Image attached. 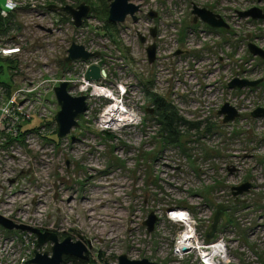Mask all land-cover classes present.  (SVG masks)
Listing matches in <instances>:
<instances>
[{"label":"rangeland","instance_id":"1","mask_svg":"<svg viewBox=\"0 0 264 264\" xmlns=\"http://www.w3.org/2000/svg\"><path fill=\"white\" fill-rule=\"evenodd\" d=\"M130 1L142 6L137 20L128 16L112 27L104 12L109 0H28L23 13L10 18L12 29L0 32L3 44L22 43L26 49L18 76L27 87L42 82L36 96L49 108L45 124L38 117L25 123V131H34L0 126V213L61 240L83 237L95 264L117 263L123 254L190 264L173 253L181 227L167 219V210L189 208L196 219L212 221L224 203L229 207L219 227L236 253L233 264H264V116L253 115L264 108V58L249 49L253 43L264 50V18L239 15L253 7L264 11V0ZM83 2L92 11L82 27L48 8ZM195 6L219 14L229 26L195 20ZM151 11L158 16L150 17ZM48 16L58 22L50 25ZM155 27L158 35L152 37ZM73 42L100 52L91 61L108 71L109 87L127 85L139 114L135 125L100 130L106 101L90 97L80 126L59 137L54 83L68 73L65 59ZM153 43L156 60L150 63L146 50ZM194 48L200 53L192 54ZM10 61L0 59L7 73L16 64L15 58ZM75 74L79 78L78 69ZM236 78L261 82L230 87ZM2 80L10 81L9 73ZM69 92L80 94L75 85ZM156 98L173 105L184 120L176 143L154 115ZM226 103L239 116L225 123L219 111ZM244 183L251 189L234 196L232 188ZM88 203L94 207H85ZM151 213L159 216L153 232L144 224Z\"/></svg>","mask_w":264,"mask_h":264},{"label":"built area","instance_id":"2","mask_svg":"<svg viewBox=\"0 0 264 264\" xmlns=\"http://www.w3.org/2000/svg\"><path fill=\"white\" fill-rule=\"evenodd\" d=\"M27 1L5 0L0 4V17L4 21H8L5 24L3 22V30H0L2 36L5 35L6 31L12 29L13 25L10 18L14 13H23L22 10L25 9ZM32 5L36 6V4ZM64 5L73 6L70 3ZM36 16L41 19L45 18V15L42 16L39 13ZM52 18V16H48V22L53 26L58 21L55 22ZM69 18L73 22L72 17ZM49 30H51V32L48 31L49 33L54 31L52 28ZM19 38L22 40L20 42L26 41L23 34ZM1 41L0 39V59L12 64L10 60L15 58L16 64L9 66V82H5L0 78V126L5 127L6 123L7 126H24L27 121H31L34 117L43 120L42 123L45 124L48 121H46V118L49 108L44 104L41 96H36L37 86L39 83L42 85V82H32L29 87L24 86V80H21L18 76L19 69H16L19 68V63L21 65L25 62L26 49L22 47V43L11 42L5 45ZM91 60H76L70 65L67 64L69 66L68 73L55 80L54 93L55 88L61 82L68 81L70 83L69 87L78 86L79 95H86L88 103L90 97H97L102 101H106V106L101 112L97 124V127L102 131H119L124 127L135 125L139 120V114L132 103L133 98L127 85L120 83L114 85L113 88L109 87L106 83L109 78L108 71H106L107 76L100 81L87 80L85 73L91 64L96 63L106 70L99 61L93 62ZM79 65L80 67H77ZM77 69L80 73L79 78L75 74ZM166 217L169 221L180 224L181 230L177 234L172 247L173 253L180 259L187 257L190 264H233V261L237 260L235 251L231 249L229 236L224 232H220V227L211 240L206 239L205 232L211 222L209 219H196L193 211L189 208L168 209ZM155 228L158 230L157 225ZM52 246L53 243L51 242L40 246L38 236L31 232L16 229L8 230L0 225V264H28L29 260L35 257L37 251L41 253L48 251L51 254ZM184 248H188V251L185 252ZM66 264H75L74 257H70ZM247 264L260 263L252 260Z\"/></svg>","mask_w":264,"mask_h":264},{"label":"water","instance_id":"3","mask_svg":"<svg viewBox=\"0 0 264 264\" xmlns=\"http://www.w3.org/2000/svg\"><path fill=\"white\" fill-rule=\"evenodd\" d=\"M109 17L108 20L112 23H123L126 21L128 16H131L134 20H137L136 13L140 9V5L132 3L130 0H109ZM53 11H63L69 14L76 27H81L84 20L89 17L92 7L87 3L83 2L77 7L71 5H50L48 7ZM194 14H196L195 20L201 17L203 21L211 25L212 27H228L229 25L224 21V19L213 11L207 8L194 7ZM241 17H252L254 19L264 18V11L259 7H253L247 11L239 12ZM151 17H156L155 12L150 13ZM42 29L46 30L44 27ZM51 32V30L47 29ZM152 36L155 37L157 34V29L152 28ZM141 42L146 43V38L141 36ZM249 49L254 55H259L264 58V50L258 47L256 44L250 43ZM147 54L150 63H154L156 60L157 46L155 43L147 47ZM180 51L178 52V54ZM100 56L99 51H89L86 49L85 45L73 42L68 49V56L65 59L66 64L70 65L76 60L88 61L92 58ZM107 76L106 70L96 63L89 66L85 73V77L89 81H100ZM261 80L251 81L248 79L236 78L230 83V87H245V86H257ZM68 81H63L55 88V96L57 103L60 107L55 120L58 126V135L60 138L68 137L72 130L80 126L79 118L86 113L88 110V100L86 95L74 96L69 92ZM152 112V111H151ZM221 116H224V122H229L234 120L239 116V112L236 107L232 106L230 103H226L219 111ZM254 116H264V108H258L253 112ZM73 140L75 137H72ZM252 187L251 183H244L240 186H235L232 188L233 195L239 196L248 192ZM228 209V205L224 203H219L217 205L216 211L214 213L213 219L209 224L208 229L205 232L207 240H211L219 227L220 221L225 215V211ZM158 221V216L155 213H151L148 219L144 222L147 226L149 232H153ZM0 225L8 230H22L28 231L38 236V241L40 246H44L47 243H53L50 252L41 253L36 252L34 258L29 260L28 264H64L66 257H74L77 259H82L89 261L90 259V248L83 237L80 236L79 240L74 241L72 237H66L63 240L60 239L59 235L50 230H43L39 227H34L24 223H16L13 219L6 217L0 213ZM187 252L188 248H184ZM104 264H161L155 261H151L148 258L143 259H130L127 255L123 254L118 257L117 263H110L108 260Z\"/></svg>","mask_w":264,"mask_h":264},{"label":"trees","instance_id":"4","mask_svg":"<svg viewBox=\"0 0 264 264\" xmlns=\"http://www.w3.org/2000/svg\"><path fill=\"white\" fill-rule=\"evenodd\" d=\"M104 8H105L104 12L108 16L109 9L107 7V4H105ZM3 22L5 24L6 21H4L0 17V30H3L2 29ZM107 23L112 27L115 26L114 23L109 22V20L107 21ZM8 73H9V68H8ZM8 73L6 72V69L4 66H0V78L1 79H2V74H6L8 77ZM5 82H7V81H5ZM154 115L157 119H159V122L162 126V130L165 132L167 139L172 143L178 142L180 139V135H181L180 131H179L180 123H182L184 120L179 115V113L177 112L175 107L173 105H171L170 103L166 102L164 99L156 98L154 100ZM20 127H21L23 134L27 133V132L34 131V130H26L25 131L23 129L24 126H20ZM69 259H70V257L66 258V261ZM66 261H64V264H66ZM74 261H75V264H94V262L91 260L85 261L82 259L74 258Z\"/></svg>","mask_w":264,"mask_h":264},{"label":"bare ground","instance_id":"5","mask_svg":"<svg viewBox=\"0 0 264 264\" xmlns=\"http://www.w3.org/2000/svg\"><path fill=\"white\" fill-rule=\"evenodd\" d=\"M200 49H196V48H194V50H191L192 51V54H196V53H200V51H199ZM195 64V63H194ZM188 65H191V63H188ZM45 153H47V152H45ZM99 193V192H98ZM92 202V201H91ZM93 203H88V204H85V207H88V208H92V207H94V205H92ZM92 217H93V215H92ZM106 219V218H105ZM181 221V220H180ZM182 222V221H181Z\"/></svg>","mask_w":264,"mask_h":264},{"label":"flooded vegetation","instance_id":"6","mask_svg":"<svg viewBox=\"0 0 264 264\" xmlns=\"http://www.w3.org/2000/svg\"><path fill=\"white\" fill-rule=\"evenodd\" d=\"M142 11V6L140 5V9H139V11L136 13V16H137V14L138 13H140ZM151 12H153V11H151ZM150 12V13H151ZM156 13V12H155ZM149 16H150V14H149ZM158 16V14L156 13V17ZM151 17V16H150ZM152 18H155V17H152ZM156 28V27H155ZM157 29V28H156ZM152 30V29H151ZM157 35H158V30H157V34H156V36L155 37H157ZM151 36H152V32H151ZM153 37V36H152ZM146 38V37H145ZM140 39H141V36H140ZM153 112V111H152ZM229 207V206H228ZM225 214H226V211H225ZM225 216V215H224Z\"/></svg>","mask_w":264,"mask_h":264},{"label":"crops","instance_id":"7","mask_svg":"<svg viewBox=\"0 0 264 264\" xmlns=\"http://www.w3.org/2000/svg\"><path fill=\"white\" fill-rule=\"evenodd\" d=\"M5 0H0V4H2Z\"/></svg>","mask_w":264,"mask_h":264}]
</instances>
